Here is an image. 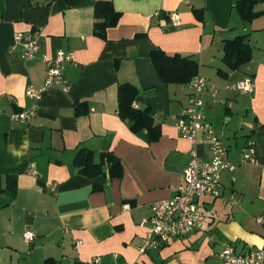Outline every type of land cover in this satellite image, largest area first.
<instances>
[{"label": "crops", "instance_id": "0c3cea01", "mask_svg": "<svg viewBox=\"0 0 264 264\" xmlns=\"http://www.w3.org/2000/svg\"><path fill=\"white\" fill-rule=\"evenodd\" d=\"M98 1L121 12L105 36L95 33ZM238 1L0 0V264H222L227 244L264 247V0L251 21L242 19ZM33 30L40 49L24 60L15 33ZM238 35L252 58L233 70L224 47ZM61 49L74 55L63 63L67 86L46 88L32 117L13 119L31 110L27 87L44 84L45 57ZM157 49L196 60L198 74L218 87L215 97L204 92V112L235 168L222 172L219 196L197 199L200 228L142 253L152 203L175 195L195 147L210 156L202 132L194 144L176 127L190 81L165 82L151 58ZM247 77L253 93L226 89ZM123 83L137 88L133 103L148 113L150 129L135 130L120 115ZM81 147L94 151L101 173L80 171ZM250 150L256 162L244 161ZM105 153L121 161L122 175L111 174Z\"/></svg>", "mask_w": 264, "mask_h": 264}, {"label": "built area", "instance_id": "2783aa9c", "mask_svg": "<svg viewBox=\"0 0 264 264\" xmlns=\"http://www.w3.org/2000/svg\"><path fill=\"white\" fill-rule=\"evenodd\" d=\"M168 15L177 23L179 15L169 12ZM40 32L33 30L29 33L16 32V44L22 48V58L32 59L40 49ZM74 55L71 52L59 50L56 56L45 57L47 63V77L44 84L36 87L31 84L27 87L26 95L34 100L29 111H19L12 114L15 120H26L32 117L44 90L52 85L67 86L63 75V63L72 61ZM191 93L189 104L179 116L176 127L181 135L197 144L198 134L202 132L208 142L210 156L204 157L199 154L195 147L191 151V159L183 172V182L175 189V195L167 199L155 200L151 205V214L143 219L142 224L148 225V233L145 237L141 252L149 249H158L162 244L173 238L181 237L190 231L200 228L205 214L199 208L197 199L202 196L220 195L222 184V172L226 169L233 170L235 165L227 160L228 148L216 133L211 122L206 119L204 112V92L210 90L215 97L218 87L209 83L208 80L196 75L190 81ZM255 84L251 77L241 79L235 83L226 85V89L241 93L251 94L254 92ZM137 107V103H133ZM244 161L256 162L254 152L250 150L244 154ZM34 172V170H32ZM57 183H52V190H56ZM232 201L237 202L240 197L232 196ZM260 222L263 219H258ZM34 237L30 230L25 231L24 238L31 241ZM222 264H264V247H250L237 250L233 244H227L220 252ZM113 259L118 258L117 253L112 254ZM100 257H94L92 263H100ZM138 264V262L128 263Z\"/></svg>", "mask_w": 264, "mask_h": 264}, {"label": "trees", "instance_id": "16d2710c", "mask_svg": "<svg viewBox=\"0 0 264 264\" xmlns=\"http://www.w3.org/2000/svg\"><path fill=\"white\" fill-rule=\"evenodd\" d=\"M263 0H239L236 8L245 21H251L259 12L255 11V5ZM121 12L114 8L110 1H98L95 5V33L105 36L108 27L115 26ZM153 64L161 78L167 83L189 82L198 75L199 64L189 56L180 54L170 55L162 49H157L151 55ZM252 58L251 46L246 42L245 35H238L233 39H227L224 47L223 59L229 68L236 70L248 63ZM138 94L137 88L130 83H123L118 89L119 112L124 119L131 121L132 128L141 130L150 129V117L146 111L133 106ZM104 156L110 162L112 175L120 176L123 172L121 161L112 153ZM75 163L80 171L87 175H96L102 172L101 164L94 161V151L81 147L75 156ZM49 263V262H48Z\"/></svg>", "mask_w": 264, "mask_h": 264}, {"label": "rangeland", "instance_id": "374dc122", "mask_svg": "<svg viewBox=\"0 0 264 264\" xmlns=\"http://www.w3.org/2000/svg\"><path fill=\"white\" fill-rule=\"evenodd\" d=\"M231 123H232V122H231ZM231 123H230V124H231Z\"/></svg>", "mask_w": 264, "mask_h": 264}]
</instances>
